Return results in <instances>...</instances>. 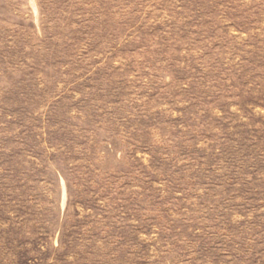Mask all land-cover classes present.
I'll list each match as a JSON object with an SVG mask.
<instances>
[{
	"label": "rangeland",
	"instance_id": "374dc122",
	"mask_svg": "<svg viewBox=\"0 0 264 264\" xmlns=\"http://www.w3.org/2000/svg\"><path fill=\"white\" fill-rule=\"evenodd\" d=\"M0 264H264V0H0Z\"/></svg>",
	"mask_w": 264,
	"mask_h": 264
}]
</instances>
